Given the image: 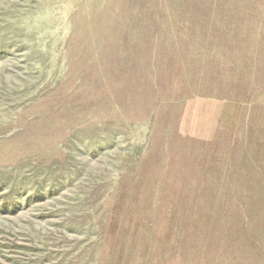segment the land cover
Masks as SVG:
<instances>
[{"label":"rangeland","instance_id":"rangeland-1","mask_svg":"<svg viewBox=\"0 0 264 264\" xmlns=\"http://www.w3.org/2000/svg\"><path fill=\"white\" fill-rule=\"evenodd\" d=\"M0 264H264V0H0Z\"/></svg>","mask_w":264,"mask_h":264}]
</instances>
